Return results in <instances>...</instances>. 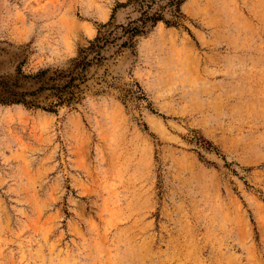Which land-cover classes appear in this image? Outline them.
I'll use <instances>...</instances> for the list:
<instances>
[{
	"label": "rangeland",
	"instance_id": "rangeland-1",
	"mask_svg": "<svg viewBox=\"0 0 264 264\" xmlns=\"http://www.w3.org/2000/svg\"><path fill=\"white\" fill-rule=\"evenodd\" d=\"M126 1L0 0V93L35 90L23 75L63 67ZM180 13L73 108L0 103V264H264V0Z\"/></svg>",
	"mask_w": 264,
	"mask_h": 264
},
{
	"label": "trees",
	"instance_id": "trees-1",
	"mask_svg": "<svg viewBox=\"0 0 264 264\" xmlns=\"http://www.w3.org/2000/svg\"><path fill=\"white\" fill-rule=\"evenodd\" d=\"M184 1L127 0L117 4L110 21L99 27L96 36L86 46L79 48L75 57L61 68H47L35 75H23V79L37 85L33 91L22 90L17 84L3 85L0 103L22 105L48 113H55L60 107L73 108L84 99V93L90 89L89 83L93 82L97 71L110 59L132 48L137 37L148 33L160 22L168 27L179 26L180 6ZM129 7L138 15L137 18H129L127 23L113 24L116 12ZM166 15L171 20H166ZM18 74L21 75L20 72ZM42 94L45 100L52 101L49 108L40 104L38 99Z\"/></svg>",
	"mask_w": 264,
	"mask_h": 264
}]
</instances>
